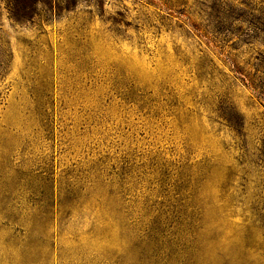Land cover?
<instances>
[{"label":"rangeland","instance_id":"rangeland-1","mask_svg":"<svg viewBox=\"0 0 264 264\" xmlns=\"http://www.w3.org/2000/svg\"><path fill=\"white\" fill-rule=\"evenodd\" d=\"M263 26L264 0H0V264H264Z\"/></svg>","mask_w":264,"mask_h":264},{"label":"trees","instance_id":"trees-1","mask_svg":"<svg viewBox=\"0 0 264 264\" xmlns=\"http://www.w3.org/2000/svg\"><path fill=\"white\" fill-rule=\"evenodd\" d=\"M263 33H264V30H263ZM261 57L264 58V54H262ZM261 63L264 65V60H262ZM262 74L264 75V72ZM262 81H263V79H261L260 86L258 89L261 91H264V87H263L264 85H263Z\"/></svg>","mask_w":264,"mask_h":264}]
</instances>
